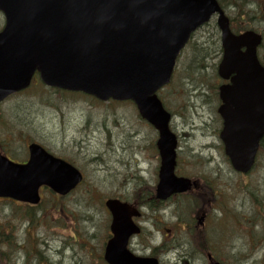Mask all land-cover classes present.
<instances>
[{
    "label": "water",
    "instance_id": "1",
    "mask_svg": "<svg viewBox=\"0 0 264 264\" xmlns=\"http://www.w3.org/2000/svg\"><path fill=\"white\" fill-rule=\"evenodd\" d=\"M0 11L7 21L0 33V101L28 88L36 72L50 87L101 101H134L161 132L164 200L191 190L192 183L174 176L176 139L156 93L170 83L191 35L218 14L224 50L219 75L232 82L220 89L222 139L235 170L253 167L264 137V67L258 58L263 38L254 31L235 35L217 0H0ZM30 150L24 166L0 155V198L38 205L41 186L65 196L82 181L76 169L40 147ZM108 207L116 237L106 261L159 264L126 249L135 233L134 211L112 201Z\"/></svg>",
    "mask_w": 264,
    "mask_h": 264
},
{
    "label": "rangeland",
    "instance_id": "2",
    "mask_svg": "<svg viewBox=\"0 0 264 264\" xmlns=\"http://www.w3.org/2000/svg\"><path fill=\"white\" fill-rule=\"evenodd\" d=\"M3 26L4 20L0 15V31ZM215 27L216 20L213 19L210 25L198 32L194 46H189L178 61L172 85L159 95L166 98L168 105H172L175 110L172 130L180 137L179 158L185 160L182 167L177 166L176 174L188 178L191 176L196 178L197 174L196 179L200 183V188L195 193L183 198L175 196L162 203L159 212L151 211L148 206L143 208L145 217L142 219V225L149 231L160 232L154 244L164 241L172 248V253L164 258L165 263L168 259L166 264H205V258L201 255L208 251H213L217 260L219 257L227 264H264V218L256 212L257 207L264 206V203L262 202V206L257 199L259 187L261 192L264 191V153L260 155L253 176L247 178L254 182L253 191L241 189L235 184L239 183L241 178L236 176L238 174L226 161L217 136L218 122L214 107L217 103L215 93L218 87L216 66L220 55L217 43L219 36ZM205 49L210 51L211 56L203 60L201 57ZM35 85L0 105V116L3 121L0 124V142L6 144L7 152L15 153L17 159L25 156V159L27 158L25 141L22 140L27 138L49 147L50 152L55 155L57 153L64 154L62 155L64 157L70 155L73 162L76 159L79 165L76 167L82 169L88 184L81 189L83 192H75L67 196L61 204L59 203L60 205H55L60 210L65 209L66 215L70 217L76 214L78 223L80 221L91 227L87 230H81L80 227L77 229L71 225L70 219H66L62 214L60 215L64 224L62 228L58 225L60 222L57 217L53 218L56 216L54 198L49 193H43L42 206L32 211L36 217L34 220L36 224L29 227L34 229L30 230L32 236L30 240L35 242L38 239L40 249L47 246L48 250L44 249V252L55 264L63 259H70L72 264H104L101 261L102 255L100 258V255L93 257L87 254L85 247L70 237L71 233L78 231L79 235L89 232L96 238L99 235L100 239V227L106 217L102 214L103 207L88 191L97 193L99 186L103 192V185H99V181L103 180L105 183L114 180L115 184L106 188L105 197H123L130 203L135 202L136 198L145 202L154 200L153 189L158 184L157 172L160 163L153 160L155 151H151V145L158 136L152 128L146 129L141 125L142 120L138 121L139 116L137 117L138 112L134 104L129 102L102 104L67 92L68 96L60 95L41 84ZM14 135L15 137H12ZM66 146L74 150H64ZM1 148L0 144V150ZM106 155L117 158L119 162L105 160ZM103 161L111 171L106 170ZM139 161L144 163L139 164ZM126 180L128 184L124 185ZM207 181L219 187L218 190L225 191L224 194L219 192L218 195L226 196L228 205H231L229 210H232V202L238 201L244 207L245 215L257 223L254 227L252 221L253 224L241 229L239 235L234 234L231 237L240 242L241 255L237 254L232 246L233 242L229 243L230 236H227L229 228H225L224 237L215 229H222L218 221L220 218L218 210L214 211L209 220L206 219L205 230L208 233L203 232L205 237L212 238L211 242L214 243L215 249H210L206 244V249L200 248L197 252L188 242L190 238V242L195 246L197 237L201 240L199 236L201 231L195 228L192 231H187V228L185 230L184 219L190 221L191 227H195L197 219L194 210L197 208V202L199 206L204 204L208 207L212 205L216 207L217 204L216 192L210 188ZM85 191L87 193H84ZM83 193L86 200L83 199ZM100 196L103 198V195ZM186 204L192 205L187 217L182 215ZM240 205L235 211L241 209ZM15 208L14 202L0 201V216H8ZM3 222L0 218V224ZM74 222L77 220L74 219ZM166 230H171L170 235ZM254 230L260 231L261 235L253 237ZM106 233L104 225L101 232L103 239L100 240L102 245L105 243ZM145 237L148 238L147 242L152 244L151 237L149 235ZM21 241L24 242L25 239L21 238ZM66 243L72 248L63 247ZM64 248V255L58 256L57 252ZM227 250H230L229 258L224 257Z\"/></svg>",
    "mask_w": 264,
    "mask_h": 264
},
{
    "label": "flooded vegetation",
    "instance_id": "3",
    "mask_svg": "<svg viewBox=\"0 0 264 264\" xmlns=\"http://www.w3.org/2000/svg\"><path fill=\"white\" fill-rule=\"evenodd\" d=\"M1 116H0V124L3 123V121L1 120ZM153 132L155 134H157V132L152 129ZM158 136V134H157ZM12 137H15L12 136ZM22 139V138H21ZM24 141V139H22ZM2 145V148L0 151L2 152H6V144L4 143H0ZM32 144H38L40 146H42L44 149H46L49 153L53 154L54 156L58 157V158H61V159H68V158H71L70 155H64L62 153H57L56 155L51 151V149L49 147H46L45 145L43 144H39L37 142H34V141H31L30 138H27L25 139V151H26V155H27V158L25 159V157H23L22 159H17L16 162L18 163H21V164H25L27 161H28V157H29V147L32 145ZM6 150V151H5ZM64 150H74L72 148H69V146H66L64 147ZM77 151V149H75ZM154 150L155 151V155H153V160H156L157 163L159 161V153H158V149H157V141H155L152 145H151V151ZM9 155H11L9 153ZM13 155H15V153H13ZM12 156V155H11ZM14 159L17 158V157H14L12 156ZM75 157V156H74ZM73 158V157H72ZM71 158V159H72ZM76 158V157H75ZM76 160V159H75ZM84 167V166H83ZM81 172L82 169H80ZM84 173V172H83ZM159 174V170L157 172V176ZM85 176V174H84ZM140 176V174H139ZM132 178V177H131ZM88 183L86 182L85 184H83L80 188H84ZM102 184L103 185V190H106L107 187H110L112 185L115 184L114 180H108L107 182H103V180H100L99 181V185ZM128 184V181H124V185H127ZM97 189H99V186H97ZM113 199H117V200H120L122 202H125V203H128L130 204L132 207H134L135 209L137 210H140V216L139 217H134L133 218V222L134 224L136 225L137 229H138V232L137 234L135 235V237H131L129 239V242H128V249L130 251H132L133 253L137 254V255H140V256H147L148 254H150L151 252H155L157 254L159 253H162L163 250H164V247H165V243L164 241L161 242L160 244H154L155 241L157 240V234H159L160 232L158 231H155V230H152V231H149L148 228H145L142 223H143V218L145 217V214L143 213V208H145L146 206L149 207V209L151 211H156V212H159L161 210V202H157V201H154V200H151L150 202L149 201H142V200H138L137 198L135 199V202L133 203H130V201L126 200L125 198H121V197H113ZM157 203V204H156ZM107 214L109 215L108 217L105 218V221L104 223L102 224V227H100V235H101V232H102V228L104 227V225H106V235L108 236L106 239H105V243L102 245L100 243V239H98L99 235L97 236V238L93 235H91L89 232H83L82 236L78 238V243H80L81 245H83L85 247V251L87 254L91 255V256H99L100 255V258H101V255H102V258H103V255L105 254V249H106V246H107V243L108 241H110L112 238H113V234H114V231H113V217L111 216L110 212L109 211H106ZM97 221V219H96ZM100 221V220H99ZM79 221L78 225L76 226V228L78 229L80 227L81 230H87L88 228H90L91 226H87L85 223H81ZM80 225V226H79ZM186 228L189 230V228L185 225V230ZM192 228V227H191ZM187 230V231H188ZM168 233L171 232V230H166ZM146 235H149L151 237V243L152 244H149L147 241H148V238H146L145 236ZM95 240H97L95 242ZM91 241V242H89ZM72 248V246H71ZM72 250V249H71Z\"/></svg>",
    "mask_w": 264,
    "mask_h": 264
},
{
    "label": "trees",
    "instance_id": "4",
    "mask_svg": "<svg viewBox=\"0 0 264 264\" xmlns=\"http://www.w3.org/2000/svg\"><path fill=\"white\" fill-rule=\"evenodd\" d=\"M219 2L222 8L228 13V16L232 23V28L236 33H240L246 30H254L261 32L264 36V0H219ZM204 51L205 52H202L201 58L209 59V57L211 56L210 51L208 52L207 49H205ZM260 57L264 64V43L260 49ZM54 210L57 215L53 218L59 217L61 214V210L57 208H55ZM31 212L32 208H22L16 206L15 210H13L11 214L6 216L7 219L0 225V239L2 241V246L5 245L6 248L8 247L12 251L14 249L16 251V248L20 246V249L24 250L26 253L31 251L37 254L40 253L41 246L39 247L38 239L37 241H35V245V243L30 240L31 236L28 235L29 241L21 245L18 238H15L13 235L9 234V231L7 229L15 226V224L19 222L14 219L15 215L19 214L26 217L25 221L29 220L31 221V223H33L36 217L35 214H32ZM1 228L3 233L2 236Z\"/></svg>",
    "mask_w": 264,
    "mask_h": 264
},
{
    "label": "bare ground",
    "instance_id": "5",
    "mask_svg": "<svg viewBox=\"0 0 264 264\" xmlns=\"http://www.w3.org/2000/svg\"><path fill=\"white\" fill-rule=\"evenodd\" d=\"M203 60H205V58H201ZM141 140H143V138H141ZM116 155V154H115ZM105 160H110L111 162H114L116 160V162H119L117 160V158H114V157H111V156H108L106 155L105 157ZM144 162H140L139 161V164H143ZM103 164L105 165L104 161H103ZM105 168L107 171H111L109 168L106 167L105 165ZM237 202L238 201H234L232 203V208H237ZM0 218H2L3 221H5L7 218L6 217H2L0 216ZM14 219L16 221H19L17 224H15V226L11 227V228H7L8 231H9V234L13 235L15 238H21L23 236H26L27 235V230H34V229H28L26 227H33L36 223L33 222L31 223V221L29 220H26V217L24 215H15ZM24 221V222H23ZM1 225V224H0ZM36 231V230H35ZM233 232L231 231V234H230V237H229V243H232V246L235 248L237 254H240L241 253V244L239 241H237V239L234 240L231 239V237L233 236L232 234ZM3 235L2 233V228H1V236ZM253 235L255 237H258L261 235V232L260 231H253ZM238 244H237V242ZM1 239H0V245H1ZM209 245V242L206 241V240H203V239H199L198 243H197V247L200 249H204L205 246ZM67 247V244L66 245H63V247ZM65 247V248H66ZM8 248V247H7ZM6 246H2L1 245V248H0V264H55L54 261L50 260L49 259V256L46 252H44V249L48 250V247L45 246L44 249H40V253L37 254L33 251L31 252H28L26 253L24 250L20 249V246L16 248V251L15 249L12 251L11 249H7ZM65 248L62 249L61 251L57 252L58 256H63L64 253H65ZM230 253V250H227V254ZM63 263V264H72V262L70 261V259H63V260H59V263Z\"/></svg>",
    "mask_w": 264,
    "mask_h": 264
}]
</instances>
